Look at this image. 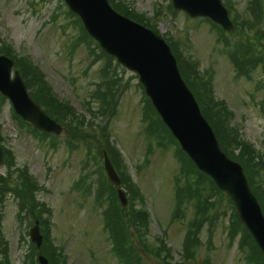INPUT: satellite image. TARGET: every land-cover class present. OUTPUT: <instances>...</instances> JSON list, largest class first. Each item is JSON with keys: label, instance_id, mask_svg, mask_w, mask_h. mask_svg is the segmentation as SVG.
<instances>
[{"label": "rangeland", "instance_id": "374dc122", "mask_svg": "<svg viewBox=\"0 0 264 264\" xmlns=\"http://www.w3.org/2000/svg\"><path fill=\"white\" fill-rule=\"evenodd\" d=\"M230 1L232 16L245 24L251 17V0ZM255 2L264 7L263 0ZM120 3L128 5L139 14L146 13L148 17H153L157 10L160 11L161 34L180 42L184 65L187 64V58H192L193 62L200 64V73L209 71L213 74L216 98L227 101L235 113L234 125L239 127L243 139L251 143L264 159V114L261 110L264 100V67H258L252 80L238 77L237 69L230 55L228 57V50L223 42L230 40L234 43L241 40L244 36L243 29L240 28L233 36L223 35L221 41L219 30L204 19H192L183 12L173 13L170 8L171 0H120ZM257 26L255 34L264 35V20ZM260 29L262 32L258 31ZM81 32L80 24L67 13V7L61 0H0L1 37L14 46L16 52L28 56L40 67L41 74L60 99L70 103L79 114H86L87 119L103 125L106 136L112 137L113 144L124 156L125 160L108 148L123 171V179L127 182L126 175L130 173L146 197V208L151 212L148 245H161L162 242L170 245L173 256L169 262H178L181 259L187 221L193 217L194 209H188L183 219L185 222H170L174 208V178L181 166L176 147L168 140L161 144L162 140L158 135H151L145 130L144 115L146 114L148 127L151 114H148L150 109H145L147 102L144 91L139 87L135 74L125 68L124 71L116 66V61L110 62L105 57L99 58L90 67L93 59L101 54L95 43L90 45L94 54L90 53ZM251 34L254 35L253 32ZM257 35L255 38L258 40ZM260 49L257 48L260 53L255 50V55L264 60V48ZM104 69L109 70L112 78L121 79L120 89H123L116 99L119 102V114L112 121L107 117L101 120L96 114L92 117L87 114V111L97 109L92 110L96 105L93 99L95 90L108 81L102 78ZM104 89L107 87L104 86ZM75 117L77 118L76 115ZM84 120L80 118L82 125L77 124L73 132L68 129L72 136L71 145L65 130L58 136L59 140L53 147L50 140L42 141L28 128L21 129L14 120L11 104L3 102L0 97L2 144L13 151L15 164L29 168L45 188L39 198L54 212L49 220L51 223L42 221V227L46 241L56 255V262L62 264L57 256L66 255L63 264H122L113 255L112 245L104 228L103 211L106 207L110 210L104 214L119 211L113 189L98 183L104 175V163L99 154L104 147L94 137V130L82 122ZM6 172V168L0 169V173ZM75 182H78V190L75 189ZM92 183H95L93 189L100 191L101 202L87 195L86 184ZM204 186L209 187V184L206 182ZM127 187L132 204L139 205V209L146 212L145 206L141 208V200L139 203L138 197L130 190L128 182ZM103 203L106 205L101 208ZM3 211V232L9 242L11 264H33L38 254L26 236L28 220L25 223L19 221L18 207L12 197L6 200ZM122 211L119 216L124 217V210ZM208 217L209 222L201 232L202 246L193 248L195 255L186 264H205L207 258L211 264H248V241H244L240 231L234 234L235 240H231L234 218L228 199L217 195L214 209L209 212ZM241 245L245 246L242 248ZM143 264L158 263L145 258Z\"/></svg>", "mask_w": 264, "mask_h": 264}, {"label": "water", "instance_id": "95a60500", "mask_svg": "<svg viewBox=\"0 0 264 264\" xmlns=\"http://www.w3.org/2000/svg\"><path fill=\"white\" fill-rule=\"evenodd\" d=\"M76 12L91 36L110 55L139 75L146 93L164 122L180 141L184 151L203 172L210 175L218 187L227 192L238 210L239 218L250 230L264 253V215L252 193L243 168L230 160L221 149L213 129L203 117L197 101L182 78L178 63L170 47L155 32L115 12L108 0H66ZM174 7L192 17H208L225 30L233 31L234 25L220 0H173ZM13 62L0 59V90L14 103L17 112L27 121L45 132L62 133V128L44 114L32 101L19 75L11 79ZM105 167L111 181L121 185L108 156ZM4 153L0 147V166ZM122 204L127 198L119 190ZM32 239L40 247L42 237L36 226ZM40 264H49L44 257Z\"/></svg>", "mask_w": 264, "mask_h": 264}, {"label": "trees", "instance_id": "16d2710c", "mask_svg": "<svg viewBox=\"0 0 264 264\" xmlns=\"http://www.w3.org/2000/svg\"><path fill=\"white\" fill-rule=\"evenodd\" d=\"M110 1L112 5L122 14L136 20L139 23L146 25L147 27L156 30L157 24L152 23L151 19L136 14L134 11H131L127 6H123L119 2V0H110ZM153 20L157 21L156 18ZM245 28H248L247 30H245L246 32L251 29H254V27L250 26V24H246ZM258 42L263 44L260 38H258V40L256 39L255 42L254 40L246 36L245 32L243 38L236 42V47L238 51L236 53L237 60H235L234 62L238 66L239 71L241 73H244L246 69L252 71L251 70L252 68H249V66L251 65L253 66V69L254 68L256 69L258 65H262L264 67V60L261 59L260 57H256L255 55V50L257 51ZM171 46L174 54L176 55L179 61L181 72L185 80L188 82L189 86L191 87V89L194 91L205 117L209 120V122L213 126L217 134V137L220 140L223 150L226 152V154L229 157L233 158L234 160L238 161L243 165L246 174L248 176L250 185L253 191L255 192V194L257 195L264 211V181L261 177V174L264 172V164L262 163V160H259L260 163L257 162L256 160L257 155L255 153V150L252 148L251 145L241 140L238 129L234 127L232 123L234 118L233 113L228 110L224 102L217 101L214 98L213 87H212V76H209L206 79L205 76L201 77L198 74L197 64L190 61L191 59H187V64L184 65L183 64L184 57L180 52L178 45L171 44ZM259 47H263V46L259 45L258 48ZM102 53L108 59H112L111 57L106 55L103 51ZM17 65L20 68L21 72L23 73L24 77L26 78V82L29 88L31 89L33 98L36 100V102L40 104L41 107H43L45 111L55 119L58 120V119L67 118L70 114V112L68 111V107L63 106V104L60 103L59 100L52 94L51 90L47 87L44 79L40 78L37 72L33 71L32 69L24 65H20L19 63H17ZM104 74L106 73L103 72V75ZM103 79L108 81L100 84L99 89L97 91L96 99L99 105L97 109L98 111H96L95 114L97 116H100L102 114L105 117H110L109 120H111L113 117L117 115L118 102L115 100V98L117 96V93L121 90L120 89L121 86L119 82L115 80L116 79L115 77L112 78L111 76H109V73H107L103 77ZM104 86H106L107 89H104ZM145 100L147 101V109H150V111H148V114H151L150 116L155 117L158 120L157 121L153 119L151 126L148 129L149 133L159 134L161 137H163L160 128L162 126V128H164L168 136L172 137L171 133L162 123L161 119L159 118L153 106L151 105L150 100L147 98H145ZM144 121L147 122L146 114L144 115ZM69 127L72 130L74 129L72 124H69ZM33 132L37 133V131L35 130ZM42 136L50 137L49 135H42ZM103 138H105V136H103ZM173 140L175 139L173 138ZM175 143L177 144L176 141ZM179 153H180V161L182 162V168H181L182 171L180 177L176 181V188H177L176 217L180 218L181 216H184L183 215L184 207L185 205H188L191 202L197 214V217L192 222L189 223L188 232L185 240L186 245H188L187 250L191 252L195 247V245L200 244V239H199L200 230L207 219L208 212L211 209H213L215 205V203H212V199H214L215 197L207 196L206 195L207 192L214 190L218 194H222V193L216 190L212 180L209 177L200 173L196 169L195 165L181 151L180 147H179ZM13 163H14L13 156L10 154L9 163L7 165H9V167L12 168L14 166ZM16 174L17 176L15 179H12L11 172L8 174L7 178L0 176V207L3 205L7 194L9 192H12L21 201L20 205L22 211L28 209V211L34 212L38 205L35 200L36 199L35 193L36 191L40 190V187L37 185L38 183L36 182V180L29 174L28 170L21 168L17 170ZM181 179L186 180L185 187H181L179 185ZM11 181L15 184L14 185L15 187L11 185ZM206 182L210 184V188L204 186ZM115 202L119 211L115 214H111V216H107L108 230L111 234L113 245H115L114 250L116 251L117 248L120 247L121 245H123L124 248L126 249L129 248L127 250L126 255H123L124 257L122 258L126 262V264H133L136 263L138 260H140V258L137 254V251L132 246L128 234L124 232V230L128 228V223H126L125 219L123 220V216H119L123 211L116 200ZM230 204H232L231 201ZM233 211L235 213L234 214L235 216L231 225L232 237L236 232L240 231L243 234L244 241L246 240L248 241L249 244L247 245L248 255L252 254L255 256V257L253 256L248 257L249 260L255 261L257 264H264V256L261 254L260 250L258 249L257 245L253 241L251 235L249 234L245 226L238 220L236 210L234 207H233ZM200 219L201 221H198ZM128 222L133 225L135 233L139 234L137 235V237L139 238V239L137 238V244L142 242V240H140L141 239L140 231L143 230L142 228L146 227L145 218H143V222L141 224L136 217H133ZM143 233L144 232H142V234ZM142 237L144 236L142 235ZM241 246L243 248L245 245H241ZM8 251H9L8 243L3 235L2 215L0 213V255L2 259L0 264H10ZM57 258H60L62 262H64V258L62 256L58 255ZM54 262L56 263V261ZM255 262L253 263L256 264ZM33 264H37L36 259L33 261ZM205 264H208V262H206Z\"/></svg>", "mask_w": 264, "mask_h": 264}]
</instances>
